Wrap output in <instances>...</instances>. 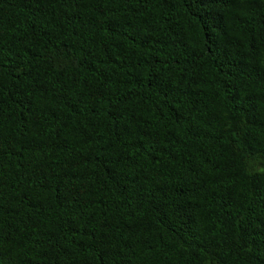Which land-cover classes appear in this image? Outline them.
Instances as JSON below:
<instances>
[{
	"label": "trees",
	"instance_id": "trees-1",
	"mask_svg": "<svg viewBox=\"0 0 264 264\" xmlns=\"http://www.w3.org/2000/svg\"><path fill=\"white\" fill-rule=\"evenodd\" d=\"M0 264H264V0H0Z\"/></svg>",
	"mask_w": 264,
	"mask_h": 264
}]
</instances>
